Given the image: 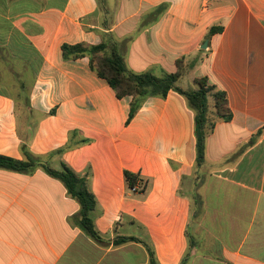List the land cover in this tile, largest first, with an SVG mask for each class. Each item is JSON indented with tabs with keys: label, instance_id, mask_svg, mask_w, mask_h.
<instances>
[{
	"label": "crops",
	"instance_id": "0c3cea01",
	"mask_svg": "<svg viewBox=\"0 0 264 264\" xmlns=\"http://www.w3.org/2000/svg\"><path fill=\"white\" fill-rule=\"evenodd\" d=\"M108 38L129 72L162 76L184 58L189 90L206 77L226 93L232 119L207 137L200 169L183 96L148 98L126 124L131 98L87 58L62 59L63 44ZM11 78L28 96H11ZM0 92V155L89 141L49 162L88 177L103 239L75 225L79 205L59 180L0 169V264H149L145 245L117 237L146 243L157 264H264V0H0ZM124 171L148 189L127 190Z\"/></svg>",
	"mask_w": 264,
	"mask_h": 264
},
{
	"label": "trees",
	"instance_id": "16d2710c",
	"mask_svg": "<svg viewBox=\"0 0 264 264\" xmlns=\"http://www.w3.org/2000/svg\"><path fill=\"white\" fill-rule=\"evenodd\" d=\"M221 31L222 27H213L210 29L208 37ZM61 55L65 61L87 58L90 69L99 78L107 82L116 98H131L126 124L130 123L148 98L165 99L171 91L183 96L194 113V151L197 170L205 162L206 139L214 130L215 125L218 122H230L232 119L226 93L210 83L206 77L194 80L196 86L194 90H183L179 87L178 82L186 74L188 68L192 67V63L186 64L184 58L176 61L175 72L156 76L151 72L141 74L129 72L125 67L119 45L112 38L96 45L63 44ZM76 134V132L71 133L70 139ZM87 143L89 141L85 139H81L75 144L68 143L46 156L34 155L29 151L26 144H22L20 151L23 159L18 160L0 155V169L27 175L33 174L36 170H41L49 177L59 180L67 195L76 200L79 205V211L73 218L75 225L92 240L102 243L103 239L94 225L93 212L97 207V200L90 188L88 177L80 176L64 162H60L58 168H54L49 162L53 156H60L69 149ZM123 177L129 191L138 186V191L144 193L149 187V180L143 179L138 173L124 171ZM190 198L192 209L198 208L197 206L200 205L199 195L192 191ZM114 242L115 244L135 242L145 245L149 264H157L152 249L140 239L117 237Z\"/></svg>",
	"mask_w": 264,
	"mask_h": 264
},
{
	"label": "rangeland",
	"instance_id": "374dc122",
	"mask_svg": "<svg viewBox=\"0 0 264 264\" xmlns=\"http://www.w3.org/2000/svg\"><path fill=\"white\" fill-rule=\"evenodd\" d=\"M10 82H11L10 83V85H11L10 94H11V96L13 98L14 97H18L20 95H21L22 98L28 96V91L23 92V94L21 93V90L22 89L19 90L18 83L17 82L15 83L14 80H13V78L10 79ZM179 83H180L181 87L189 90V87L187 85L189 83H188V80L186 79V77H184L183 80H181ZM54 168H57V167H54ZM193 190H196V189L193 187V185L191 186L190 183L189 184L188 183H185V185H183L182 191L185 192L186 194H188L189 196H190V194H191V192Z\"/></svg>",
	"mask_w": 264,
	"mask_h": 264
},
{
	"label": "water",
	"instance_id": "95a60500",
	"mask_svg": "<svg viewBox=\"0 0 264 264\" xmlns=\"http://www.w3.org/2000/svg\"><path fill=\"white\" fill-rule=\"evenodd\" d=\"M206 46H207V42H204V44H203V49H205Z\"/></svg>",
	"mask_w": 264,
	"mask_h": 264
},
{
	"label": "built area",
	"instance_id": "2783aa9c",
	"mask_svg": "<svg viewBox=\"0 0 264 264\" xmlns=\"http://www.w3.org/2000/svg\"><path fill=\"white\" fill-rule=\"evenodd\" d=\"M131 191H132V192L136 191V188H135V187H134V188H132V189H131Z\"/></svg>",
	"mask_w": 264,
	"mask_h": 264
}]
</instances>
